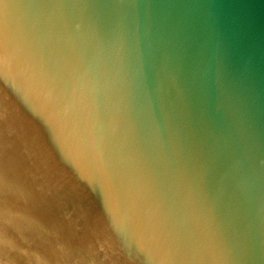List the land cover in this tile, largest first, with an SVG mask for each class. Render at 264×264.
Masks as SVG:
<instances>
[{
	"label": "water",
	"instance_id": "obj_1",
	"mask_svg": "<svg viewBox=\"0 0 264 264\" xmlns=\"http://www.w3.org/2000/svg\"><path fill=\"white\" fill-rule=\"evenodd\" d=\"M0 264H264V0H0Z\"/></svg>",
	"mask_w": 264,
	"mask_h": 264
}]
</instances>
